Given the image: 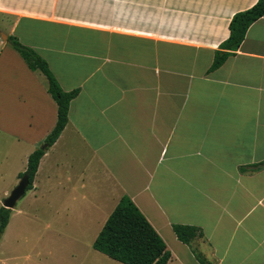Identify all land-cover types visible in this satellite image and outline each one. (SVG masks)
Returning a JSON list of instances; mask_svg holds the SVG:
<instances>
[{"label":"crops","instance_id":"0c3cea01","mask_svg":"<svg viewBox=\"0 0 264 264\" xmlns=\"http://www.w3.org/2000/svg\"><path fill=\"white\" fill-rule=\"evenodd\" d=\"M255 2L0 0L7 37L44 58L63 90L78 89L0 250L8 240L12 260L29 259L19 245L33 229L31 263L53 242L82 245L76 257L99 264L93 242L127 195L165 241L168 264H202L196 253L212 264H264V166L251 167L264 160V15L211 69L231 17ZM0 34L2 206L57 105L46 76ZM173 223L203 236L184 243Z\"/></svg>","mask_w":264,"mask_h":264},{"label":"trees","instance_id":"16d2710c","mask_svg":"<svg viewBox=\"0 0 264 264\" xmlns=\"http://www.w3.org/2000/svg\"><path fill=\"white\" fill-rule=\"evenodd\" d=\"M264 15V0L256 2L233 14L229 21V35L220 44L222 50L215 52L211 69L220 66L226 57L238 49L248 27ZM8 42L19 52L27 65L33 70H40L48 80V91L57 105V118L54 127L45 137L42 145L34 149L27 158L26 168L19 177L28 175L26 190L32 188L34 176L45 151L55 142L68 121L69 103L78 93V89L63 90L51 74L48 64L34 49L22 44L16 37L9 35ZM264 160L251 165L261 168ZM11 209L0 206V234L6 227ZM172 230L176 237L189 244L203 236L202 230L195 225L173 223ZM94 249L123 264H168L171 252L160 234L127 195H123L106 219L93 242ZM202 264L210 263L202 254L196 253Z\"/></svg>","mask_w":264,"mask_h":264},{"label":"rangeland","instance_id":"374dc122","mask_svg":"<svg viewBox=\"0 0 264 264\" xmlns=\"http://www.w3.org/2000/svg\"><path fill=\"white\" fill-rule=\"evenodd\" d=\"M10 22L11 21L9 20H4V21L0 20V31L5 34L3 35V39L7 38L6 27ZM0 39H2L1 34H0ZM8 45L11 46L10 43H8ZM35 235L36 233L33 229L29 231L26 230L25 232H23V238L20 240L19 248H21V250L19 251L22 252V256H26L30 254L31 256L29 259H25L24 261H22L21 259L12 260L13 255H15L14 247L13 245H10L9 242L6 243V241H8L6 240L5 244L2 245V249L0 250L2 254V256H0V260L4 258L5 264H34L31 263L32 262L31 258L34 257V254L31 253L35 251H30L31 250L30 247L32 244L30 241L31 239H35ZM25 238H27V240H25ZM45 246H46V250H48L49 256H43L45 254L44 253L37 261V264H89V259L87 258L81 259L80 258L81 256L76 257L78 249H81L80 247H82V245H69V244L61 245L52 242V243H47ZM98 254L100 255V257L98 258L99 264H122L120 262L112 260L111 258L107 257L102 253L98 252Z\"/></svg>","mask_w":264,"mask_h":264},{"label":"water","instance_id":"95a60500","mask_svg":"<svg viewBox=\"0 0 264 264\" xmlns=\"http://www.w3.org/2000/svg\"><path fill=\"white\" fill-rule=\"evenodd\" d=\"M28 183V175H22L9 194L3 199L2 206L12 209L16 205L17 201L24 195Z\"/></svg>","mask_w":264,"mask_h":264}]
</instances>
